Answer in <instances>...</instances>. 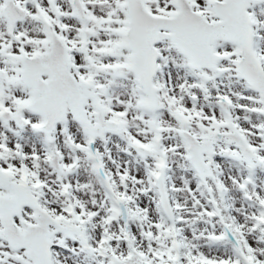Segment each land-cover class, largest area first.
I'll return each mask as SVG.
<instances>
[{
  "label": "snow or ice",
  "instance_id": "6c2138e0",
  "mask_svg": "<svg viewBox=\"0 0 264 264\" xmlns=\"http://www.w3.org/2000/svg\"><path fill=\"white\" fill-rule=\"evenodd\" d=\"M0 264H264V0H0Z\"/></svg>",
  "mask_w": 264,
  "mask_h": 264
}]
</instances>
